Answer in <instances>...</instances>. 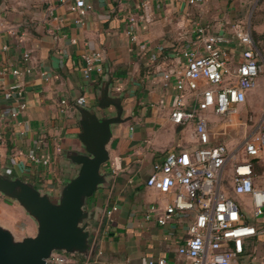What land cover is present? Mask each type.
<instances>
[{
  "label": "crops",
  "instance_id": "1",
  "mask_svg": "<svg viewBox=\"0 0 264 264\" xmlns=\"http://www.w3.org/2000/svg\"><path fill=\"white\" fill-rule=\"evenodd\" d=\"M87 1L92 7L81 15L71 9L73 0H0V169L57 194L62 180L79 167L64 155L67 147L82 148L74 103L85 96L86 104L97 106L98 87L110 71L113 91L122 95L123 115L131 118L113 125L110 158L104 165L110 184L99 187L88 203L92 207L101 200L103 205L100 219L90 226L96 253L80 264H157L161 258L168 264L184 263L188 257L178 248L186 241L195 212L178 213L160 223L158 212L174 196L149 186L147 179L170 150L191 149L201 142L193 122L182 125L171 119L176 88L174 82L164 84L163 73L184 66V49L203 48L200 26L224 33L237 54L236 30L242 24L231 23L235 0ZM93 51L103 52L105 69L87 77L85 55ZM43 71L50 72L48 78ZM15 82L24 88L26 107L13 116L19 100L6 93ZM244 104L216 132H227L236 118L241 119ZM115 110L111 105L99 114ZM210 116L215 130L213 123L222 118ZM226 134H215L212 140L226 141ZM31 152L48 161L30 159ZM228 191L234 194L231 186ZM152 205L160 209L153 211ZM0 222L19 236L36 231L33 219L1 193ZM253 242V253L239 254L237 264H264V232ZM251 255L256 262L248 263Z\"/></svg>",
  "mask_w": 264,
  "mask_h": 264
},
{
  "label": "built area",
  "instance_id": "2",
  "mask_svg": "<svg viewBox=\"0 0 264 264\" xmlns=\"http://www.w3.org/2000/svg\"><path fill=\"white\" fill-rule=\"evenodd\" d=\"M91 7L87 0H73L71 5V9L81 15ZM199 31L203 48L184 49V66L175 72L164 71L163 81L165 85L174 82L176 88L171 119L182 125L193 122L201 145L170 150L149 176L147 184L162 193H173V201L158 212L160 223H167L178 213L195 212L188 225L186 241L178 248V253L187 256L188 261L174 264H237L239 254L245 250V239L264 232V188L256 184L253 173V159L260 158L264 152V116L253 124L236 150H232L227 141L212 140L215 134L227 132H216L210 115L214 113L229 119L238 113L248 91L256 86L264 63L250 27L240 26L236 30L237 54L228 46L230 39L224 33L208 32L203 26ZM85 61V76L104 72L103 52L87 53ZM30 70L27 67V71ZM43 73L46 78L50 75L49 71ZM6 95L19 100L18 107L11 112L13 116L26 107L20 82L11 84ZM77 101L86 103L87 100L81 96ZM62 104L63 109L69 105L65 98ZM29 158L48 161L34 152L29 153ZM228 186L235 195L250 197L254 214L263 220V225L246 220L241 201L232 196ZM151 209L160 208L152 205ZM77 259L75 254L55 251L49 262L67 264ZM157 264L168 262L161 258Z\"/></svg>",
  "mask_w": 264,
  "mask_h": 264
},
{
  "label": "water",
  "instance_id": "3",
  "mask_svg": "<svg viewBox=\"0 0 264 264\" xmlns=\"http://www.w3.org/2000/svg\"><path fill=\"white\" fill-rule=\"evenodd\" d=\"M110 71L103 75L97 91V106L76 101L82 148L67 147L64 155L79 165L71 177H65L57 194L32 180L0 169V193L13 198L36 225L34 234L17 235L0 222V264H51L55 251L87 259L96 253L92 243L91 221L99 220L102 201L89 207L96 190L110 184L104 170L110 158L109 143L113 125L124 122L122 95L114 93ZM114 105V113L100 115L102 108Z\"/></svg>",
  "mask_w": 264,
  "mask_h": 264
},
{
  "label": "rangeland",
  "instance_id": "4",
  "mask_svg": "<svg viewBox=\"0 0 264 264\" xmlns=\"http://www.w3.org/2000/svg\"><path fill=\"white\" fill-rule=\"evenodd\" d=\"M233 3L232 13L235 21L232 20L231 23H239L240 25L242 24V26L251 28L264 63V0H235ZM258 80H260V83L257 90L253 91V93H248L245 104L243 105L245 114L241 115V119L236 118L227 129L226 141L232 150H236L238 144L243 137L249 133L253 124L261 116H264V70L260 73ZM248 115L252 118H248ZM222 122H226V119L219 118L218 121L213 123L215 130L224 127V123ZM253 173L256 184L264 188V152L260 156L259 161L256 162L255 172L253 171ZM232 196L238 201L244 202L243 204L247 211H245V218L248 222H260V225H263V220L257 219L259 216H255L254 214L250 197L245 196L247 198L242 200L241 197L244 196L237 194H232ZM9 202L14 203V201ZM23 219L28 220L27 217H23ZM15 228H18L17 224ZM253 240V236L245 239L244 249L247 251L244 252H247V254L249 252L253 253ZM246 246L248 249H246ZM253 255L247 257L248 263L256 262L252 259ZM78 260L79 259L67 264H80V260ZM240 262L241 261H239V264H241Z\"/></svg>",
  "mask_w": 264,
  "mask_h": 264
},
{
  "label": "trees",
  "instance_id": "5",
  "mask_svg": "<svg viewBox=\"0 0 264 264\" xmlns=\"http://www.w3.org/2000/svg\"><path fill=\"white\" fill-rule=\"evenodd\" d=\"M253 36H254V35H253ZM254 38H255V37H254ZM253 161H254V164H253V171L255 172V164H256L257 161H259V158H254ZM79 260H84V259L81 258V257H79Z\"/></svg>",
  "mask_w": 264,
  "mask_h": 264
}]
</instances>
